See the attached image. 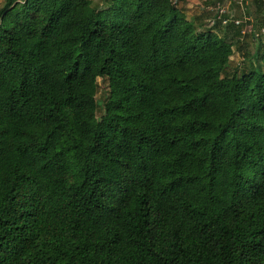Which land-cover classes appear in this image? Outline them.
Here are the masks:
<instances>
[{
	"label": "trees",
	"instance_id": "obj_1",
	"mask_svg": "<svg viewBox=\"0 0 264 264\" xmlns=\"http://www.w3.org/2000/svg\"><path fill=\"white\" fill-rule=\"evenodd\" d=\"M106 3L0 12V264H264L262 36L230 76L173 0Z\"/></svg>",
	"mask_w": 264,
	"mask_h": 264
},
{
	"label": "rangeland",
	"instance_id": "obj_2",
	"mask_svg": "<svg viewBox=\"0 0 264 264\" xmlns=\"http://www.w3.org/2000/svg\"><path fill=\"white\" fill-rule=\"evenodd\" d=\"M98 9H106V0H92ZM177 8L191 20L198 31L212 30L229 42L234 43V55L231 57L227 74L240 77L249 72L258 62L255 53L259 48V37L264 41V12H260L256 0L239 4L238 0H177ZM5 0H0V12ZM225 10L224 14L220 10ZM239 20L241 25H236ZM225 21L228 23L225 24ZM235 24V27L226 25ZM110 95L109 80L98 79V117L105 112Z\"/></svg>",
	"mask_w": 264,
	"mask_h": 264
},
{
	"label": "built area",
	"instance_id": "obj_3",
	"mask_svg": "<svg viewBox=\"0 0 264 264\" xmlns=\"http://www.w3.org/2000/svg\"><path fill=\"white\" fill-rule=\"evenodd\" d=\"M238 1H239V4H243V3H245V2H249V1H251V0H238ZM173 2H174L175 5L178 3L177 0H173ZM220 13H221V14H224V13H225V10L221 9V10H220ZM227 23H228V22L225 21V24H227ZM235 23H236V25H241V22H240L239 20H236Z\"/></svg>",
	"mask_w": 264,
	"mask_h": 264
}]
</instances>
